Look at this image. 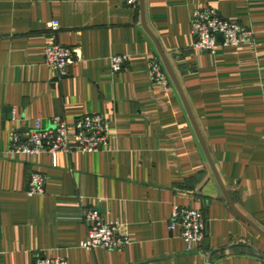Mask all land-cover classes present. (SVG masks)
I'll list each match as a JSON object with an SVG mask.
<instances>
[{"label":"crops","instance_id":"1","mask_svg":"<svg viewBox=\"0 0 264 264\" xmlns=\"http://www.w3.org/2000/svg\"><path fill=\"white\" fill-rule=\"evenodd\" d=\"M205 8L250 28L252 43L194 53L190 20ZM52 20L56 42L77 50L65 78L44 64ZM116 55L129 63L113 74ZM156 55L167 92L150 73ZM90 114L109 125L100 152L59 153L55 164L8 153L12 132ZM34 173L45 178L42 195L28 194ZM175 207L205 219L192 252L169 229ZM87 208L117 222L130 243L83 249ZM39 258L264 264V0H142V11L123 0H0V264Z\"/></svg>","mask_w":264,"mask_h":264},{"label":"built area","instance_id":"2","mask_svg":"<svg viewBox=\"0 0 264 264\" xmlns=\"http://www.w3.org/2000/svg\"><path fill=\"white\" fill-rule=\"evenodd\" d=\"M126 6L138 9L140 0H123ZM50 31L44 52V64L51 68L57 78L67 77V67L77 60V50L65 47L56 42L59 30L57 21L46 24ZM190 29L192 35V51L196 54H214L220 42L225 47H239L249 45L253 41V31L239 24L223 19L218 12L211 8L195 10L191 16ZM222 37V41L218 40ZM129 57L116 55L110 59V69L118 74L126 68ZM149 69L154 82L162 91L170 89V81L159 56L149 61ZM109 125L100 114H90L78 117L72 125H68L60 118H54L51 126L42 128L38 122L28 130L25 136L19 132L10 134L9 154L28 156H51L55 164L59 153H97L107 147L109 143ZM45 178L39 173L31 174L28 182L29 195L45 193ZM83 221L87 226V238L82 248L85 250L102 249L119 251L124 249L130 240L118 233L117 222L105 221L97 209L87 208L83 211ZM180 229V236L192 252L205 238L206 222L200 211L186 207L173 208L170 230ZM36 264H67L63 258L42 259Z\"/></svg>","mask_w":264,"mask_h":264},{"label":"water","instance_id":"3","mask_svg":"<svg viewBox=\"0 0 264 264\" xmlns=\"http://www.w3.org/2000/svg\"><path fill=\"white\" fill-rule=\"evenodd\" d=\"M140 7H141V11H142V0H140ZM154 40V39H153ZM218 40L219 41H222V37L221 36H218ZM154 43H155V45H156V47H157V49H158V51H159V54H160V57H161V59H162V61H163V63H164V65L166 66V64H165V59H164V56H163V54H162V52H161V50H160V48H159V45L157 44V42L154 40ZM170 74V73H169ZM189 112V111H188ZM190 114V113H189ZM237 214L242 218V219H244L238 212H237ZM245 220V219H244ZM261 233V232H260Z\"/></svg>","mask_w":264,"mask_h":264}]
</instances>
